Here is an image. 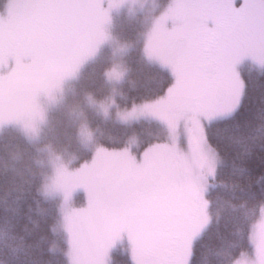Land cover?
Here are the masks:
<instances>
[{
  "label": "snow or ice",
  "instance_id": "1",
  "mask_svg": "<svg viewBox=\"0 0 264 264\" xmlns=\"http://www.w3.org/2000/svg\"><path fill=\"white\" fill-rule=\"evenodd\" d=\"M6 6L0 109L18 106L54 61L90 42L99 18L93 0ZM164 22L151 47L173 83L155 113L173 127L191 117L189 141L101 151L70 176L68 191L86 189L87 205L64 218L66 249L47 243L49 218L30 194L0 183V264H60L65 256L67 264H112L125 233L134 264H221L206 243L220 177L232 178L235 193L264 195V0H173ZM248 56L254 67L243 62Z\"/></svg>",
  "mask_w": 264,
  "mask_h": 264
},
{
  "label": "rangeland",
  "instance_id": "2",
  "mask_svg": "<svg viewBox=\"0 0 264 264\" xmlns=\"http://www.w3.org/2000/svg\"><path fill=\"white\" fill-rule=\"evenodd\" d=\"M105 4L98 1L96 8L99 13L98 21L93 25L94 38L69 57H61L54 61L49 70L41 78L39 86L32 88L22 102L15 108L4 107L0 113V135L7 129H14L34 143L44 142V165L47 171L44 175L42 193L48 199L59 201L63 221L66 214L73 209L84 208L87 205L86 189L80 187L69 192L67 189L68 178L80 172L85 165H90L98 152H143L157 144L174 143L181 136L187 141L190 139L191 117H180L175 120V127L155 113V105L159 101L143 102L129 108L119 106L120 87L127 76L126 58L132 49L131 43L121 41L114 32L116 20L124 21L142 20L148 28L149 34L145 35V53L150 62L160 67L171 70L154 54L151 42L157 28L164 22L172 1L162 4L161 0H105ZM7 2L0 5L2 15L6 16ZM168 28L172 21L166 22ZM134 46V45H133ZM105 49H110L113 60L112 67L107 72L110 85V95L106 100H97L92 96H85L83 103L75 87L76 81L84 68L93 60L102 55ZM243 62L251 65L252 57H245ZM14 63V62H13ZM96 112L105 119H110L121 124H134L143 120H156L165 127V138L146 149L138 150L137 140L124 149L110 150L103 148L97 142V135L91 129L89 114ZM207 128V124H205ZM72 131L74 134L71 135ZM76 139L78 144L90 149L93 158L75 165L76 155L71 148V142ZM53 145H61L67 151L68 157H63ZM189 152L192 146L189 143ZM73 151V152H72ZM71 153V154H70ZM78 196H83V201L78 203ZM129 238L125 233L116 245L126 244ZM253 251L244 253L233 264H264V205L260 217L254 224L251 233Z\"/></svg>",
  "mask_w": 264,
  "mask_h": 264
},
{
  "label": "trees",
  "instance_id": "3",
  "mask_svg": "<svg viewBox=\"0 0 264 264\" xmlns=\"http://www.w3.org/2000/svg\"><path fill=\"white\" fill-rule=\"evenodd\" d=\"M98 1H101L102 5L106 3L105 0H93L95 6ZM161 1L164 5L172 0ZM6 2L7 0H0V5ZM0 15H2L1 11ZM114 32L121 41L132 44V49L125 56L127 76L120 87L119 106L129 108L164 98L167 89L173 83V75L149 61L144 44L145 35L150 32L142 20L132 22L124 21L123 18L116 20ZM112 65L110 49H105L102 55L84 68L75 83L79 101L83 103L85 96H92L97 100L108 99L111 89L107 72ZM2 112L1 110L0 113ZM89 121L91 129L97 135L99 145L110 150L124 149L134 140H137L138 150L146 149L165 138V127L156 120H143L127 125L105 119L96 112H90ZM208 131L211 133L214 130L208 129ZM73 134L74 131L71 135ZM43 143L31 142L12 128L1 134L0 183L11 182L20 191L28 192L40 206L41 214L49 218L53 234L49 236L47 243L56 245L58 250L66 249L68 234L65 231L59 201L46 198L41 191L47 171L44 165V151L41 148ZM71 144L76 155L75 165L93 158V152L80 146L76 139ZM53 147L63 157H68L67 151L63 150L61 145H53ZM220 184L222 186L220 190L212 191L209 197L212 201L211 212L217 224H214L206 243L218 248L222 257L221 264H233L244 253L253 251L251 233L260 217L264 195L248 191L235 193L232 187L234 181L230 177L221 176ZM77 201L78 203L83 201V196H78ZM131 248L130 240L126 244L117 246L111 254L112 264H134ZM60 264H67L66 256L60 259Z\"/></svg>",
  "mask_w": 264,
  "mask_h": 264
},
{
  "label": "flooded vegetation",
  "instance_id": "4",
  "mask_svg": "<svg viewBox=\"0 0 264 264\" xmlns=\"http://www.w3.org/2000/svg\"><path fill=\"white\" fill-rule=\"evenodd\" d=\"M66 57H69V56H66ZM1 110L3 111V108H2V109H0V112H1Z\"/></svg>",
  "mask_w": 264,
  "mask_h": 264
}]
</instances>
